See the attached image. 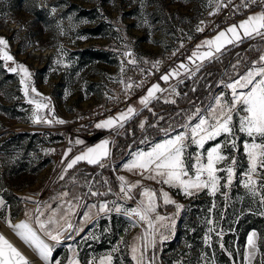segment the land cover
<instances>
[{
  "label": "rangeland",
  "instance_id": "374dc122",
  "mask_svg": "<svg viewBox=\"0 0 264 264\" xmlns=\"http://www.w3.org/2000/svg\"><path fill=\"white\" fill-rule=\"evenodd\" d=\"M212 1L0 0V38L8 42L7 50L15 61L0 60V199L5 202L0 208V230L34 264L45 262L15 235L6 221L10 220L12 225L32 221L34 215L27 216L26 212L34 214L37 204L41 207L51 204L56 208L63 203L58 197L65 191L69 193V200L81 199L75 214L70 216L73 229L64 233L61 243L55 244L52 259L59 264H69L72 260L79 261V264H100L101 259L111 256L112 264H136L131 247L143 243L141 237L146 225L135 218L130 219L127 210L137 207L143 199L140 193L145 187L157 191L158 197L161 189L167 191L175 201V204L167 205L162 200L159 202L158 213L170 217L171 221L162 222L168 227L157 226L167 239L161 242L157 235L155 248L149 247L144 253L146 261L151 264H246L247 238L256 232L261 247L253 264H261L264 258V205L260 203L259 192L254 196L243 185L249 162L242 145L250 142V138L235 128L239 151L228 147L223 149L229 159L234 157L236 160L235 176L232 184L227 186L226 173H218L222 177L221 187L215 195L205 189L185 196L177 188L148 179L140 181L142 185L133 190L132 199H126L119 191V168L128 153L136 147H146L157 138L172 137L184 131L182 125L189 122L197 108L201 113L200 105L207 101L206 96L198 107L195 104L190 109L178 111L183 115L178 122L171 119L175 112L163 113L158 108L159 105L174 104L181 90L191 86L196 65L200 62L189 61L190 53L197 47L186 48L187 42L201 36L205 40L213 39L248 16L264 11L251 9L236 22L197 35L193 25ZM245 39L250 40L242 44ZM175 44L185 49L183 63L180 61L179 64L193 71L185 73L177 63L163 72L158 78L163 91L150 99V103L157 99L158 104L142 105L134 122H126L118 132L98 129L96 124L126 112L130 104L90 124L80 121L76 115L78 109L99 106L114 91L121 62L133 59L136 63L148 62ZM128 52L132 55H126ZM261 55H264V37L259 35L244 37L238 45H226L216 53L220 66L226 67L231 61V72L250 67ZM17 65L28 68L31 84L42 97H35L31 92L25 97L20 83L21 73L11 71ZM174 69L179 70V77L170 76L167 82L161 79ZM221 81H215L212 90ZM173 88L175 93L170 94L169 90ZM30 98H47L56 119L51 124L44 121L34 123V105L27 102ZM41 114L51 118L48 110ZM191 122L195 123L196 119ZM141 123H144L143 129ZM105 139L110 142L111 155L103 161L104 167L82 161L73 169L65 170L70 159ZM224 139L221 136L206 143L205 149ZM77 140L83 143L77 144ZM188 152L195 153V145L189 147ZM134 173L125 174L129 183L140 180L133 178L137 175ZM61 175H64L63 179ZM90 188L103 194L91 196L88 194ZM103 202H108L109 208L121 206L122 210L99 212L98 206ZM93 204L97 208H92L89 213ZM177 205L181 207L178 209ZM84 214L90 218L82 219ZM210 228L214 231L209 232ZM42 238L50 245L55 243Z\"/></svg>",
  "mask_w": 264,
  "mask_h": 264
},
{
  "label": "snow or ice",
  "instance_id": "6c2138e0",
  "mask_svg": "<svg viewBox=\"0 0 264 264\" xmlns=\"http://www.w3.org/2000/svg\"><path fill=\"white\" fill-rule=\"evenodd\" d=\"M256 2L257 0H247L245 7ZM260 2L264 3V0H260ZM197 30L202 31L203 29L198 28ZM228 34H231V36ZM257 35L264 37V11L248 16L238 25H232L226 31L219 32L213 39L203 41L201 45H197L196 50L188 59L192 63H195L196 59L200 60L201 63L196 65L195 68V71H199L205 60L219 59L216 53H220L224 46L238 45L242 38H254ZM201 47H206L207 50L200 51ZM7 49L8 42L0 38V60L15 62ZM126 55L131 56L132 53L128 52ZM57 62L59 63V61ZM128 62L134 64L135 60ZM180 68L184 69L185 73L193 71L184 64H181ZM11 71L21 73L20 83L23 86L25 97H28L30 92L34 93L35 97H42V94L32 86L31 73L27 67L17 65ZM179 75V70L174 69L171 73L162 75L161 79L167 82L170 76L179 77ZM131 87L132 84L129 83L127 88ZM224 87L230 90L229 99H225L223 93L215 97L205 115H200V109L197 108L194 116L189 117V122L182 125L184 131L154 144L150 151L136 152L131 162L126 163L123 167L129 172L135 171L145 179L167 185L170 188H177L185 196L195 195L205 189L210 194L215 195L221 187L222 177L218 173H226L224 179H226L227 186L232 184L235 176L234 166L236 160L234 157L229 159V154L223 151L226 147L233 151H239L235 139V128L236 131L244 133L250 138V142H245L242 145L249 162L248 171L244 174L246 179L243 185L254 196L259 192L260 203L264 205V55L254 61L243 75L238 74L235 80L225 83ZM160 91L163 90L159 84L153 85L147 91L146 96L140 99V104L148 107L150 99L156 98L155 93ZM169 92L170 94L175 93V89H170ZM27 102L34 105L32 116L34 123L44 121L51 124L56 119L54 110L49 108L50 101L47 98L39 100L30 98ZM171 102L174 103V101ZM45 110H48L51 118L41 114ZM136 114L133 107H128L126 112H121L115 117H109L97 123L96 127L107 130L115 129L118 132ZM234 116L238 117V126L234 124ZM193 119H196L195 123L191 122ZM56 122L64 123L63 120H56ZM140 128H144V123L140 124ZM221 136L225 137L224 141L212 144L205 149L206 143L217 140ZM76 143L82 144L83 141L77 140ZM109 143V140L105 139L95 146L87 147L86 150L68 161L65 170L73 169L82 161L90 165L104 167L103 161H106L111 155ZM192 145L196 147L195 153L188 152L189 147ZM68 153H71V149H68ZM65 159H67V156H65ZM225 161H227V164H225ZM60 178L63 179L64 175H61ZM119 180L121 182L120 193L126 199H132L133 190L140 187L141 182L129 183L123 176L119 177ZM104 183L107 184L108 182L105 180ZM108 191L111 192V188ZM88 194L98 196L103 193L92 191L90 188ZM140 194L143 199L139 201L137 207L128 209L127 215L130 219L135 218L145 224L146 229L145 234L141 237L143 243L132 246L131 252L136 264H151V261L145 260L144 253L149 247L155 248L158 234L161 242L167 239L159 232L157 226L168 227L169 225L162 222L171 221L170 217L158 213L159 202L162 200L163 204L167 205L175 204V201L171 199L167 191L162 189L159 191V197L157 191L146 187L143 188ZM68 197L69 193L67 191L61 193L58 199L63 203L58 204L56 208H52L51 204H46L43 207L37 204L34 214L26 212L27 216L32 217L34 215L32 221H24L15 225H12L10 220L6 221L9 227L13 228L15 235L26 246L36 251L45 264H59L58 261L52 259L53 248L55 244L62 242L65 232L73 229L70 216L75 214V209L79 206L81 198L74 197L73 200H69ZM4 204L5 202L0 199V208ZM180 207V205H177L178 209ZM92 208H97V205H91L88 209L89 213ZM112 210L120 212L122 208L121 206L109 208L108 202L100 203L98 206L99 212H110ZM89 218L90 215L88 214L82 216L84 220ZM133 226L136 225L133 224ZM171 226L174 227V222H171ZM212 231L214 229L210 228L209 232ZM42 236L55 243L50 245ZM68 238L70 239L71 235ZM260 247L257 233L252 232L247 238L249 252L245 258L246 264H253L256 255L260 252ZM112 259L111 256L105 257L100 260V264H112ZM0 264H30V261L4 235L0 234ZM69 264H79V261L72 260ZM261 264H264V258L261 259Z\"/></svg>",
  "mask_w": 264,
  "mask_h": 264
},
{
  "label": "built area",
  "instance_id": "2783aa9c",
  "mask_svg": "<svg viewBox=\"0 0 264 264\" xmlns=\"http://www.w3.org/2000/svg\"><path fill=\"white\" fill-rule=\"evenodd\" d=\"M246 3L247 0H213L203 16L195 21L193 25L194 33L201 35L222 24L236 22L239 16L254 8L264 10V3H261L260 0L248 7H245ZM198 28L203 30L198 31ZM194 41L195 39H190L186 44V48H192ZM184 50V46L182 48V46L178 47L175 44L173 48L153 57L148 62H135L134 64L126 61L121 62L114 91L107 96L103 104L78 109L76 111L77 117L81 122L90 124L93 120L102 118L115 109L127 107L152 82L158 80L163 72L172 68L175 61L183 55ZM129 83L132 84L131 88H127ZM87 133L89 134L91 131Z\"/></svg>",
  "mask_w": 264,
  "mask_h": 264
},
{
  "label": "trees",
  "instance_id": "16d2710c",
  "mask_svg": "<svg viewBox=\"0 0 264 264\" xmlns=\"http://www.w3.org/2000/svg\"><path fill=\"white\" fill-rule=\"evenodd\" d=\"M249 40L250 39H245L241 42L243 44ZM182 60H183V56H181L180 58H178L175 61L174 66L177 65V63L179 64V62ZM181 63H183V61ZM181 63L179 64V66L181 65ZM230 63H231V61H229V63L226 65V67H224L225 65L220 66V62L216 58H213L211 61H208V60L205 61L203 63V67H201L199 69V71L195 72V74L193 76L194 79L192 80L191 86H187L186 89L183 88L181 90V94L176 97V102L174 104L165 105L164 107L159 105L158 108L163 113L167 112V111L175 112V113H172L173 118H171V119H175L176 122L181 121L183 115L178 111L183 110V109H187V108L190 109L195 104L203 103L205 97L214 88V86H215L214 82L215 81L220 80V79H226V78L231 79V78L235 77L243 69V68H241V69L234 70L231 72V70H233V69L230 67ZM156 103L157 104L159 103L157 99L152 100L150 105L153 106ZM135 118H136V115H133L132 118L127 121V123L134 122ZM211 142L212 141H209V143H211Z\"/></svg>",
  "mask_w": 264,
  "mask_h": 264
},
{
  "label": "crops",
  "instance_id": "0c3cea01",
  "mask_svg": "<svg viewBox=\"0 0 264 264\" xmlns=\"http://www.w3.org/2000/svg\"><path fill=\"white\" fill-rule=\"evenodd\" d=\"M207 40V39H206ZM203 41H205V39L203 38V36H201L200 38H197L195 41H194V46H193V48L194 47H197V45H201L202 44V42ZM196 50V49H195ZM194 49L192 50V52L190 53L191 55H190V57L192 56V53H193V51H195ZM207 49H206V47H201V49H200V51H206ZM196 62H200V60H198V59H196L195 60ZM205 61H207V60H205ZM201 63V62H200ZM199 63V64H200ZM187 64H188V62H187ZM249 69V67H246V68H244L243 70H241L238 74H240V75H243L247 70ZM238 74L235 76V77H233V78H231V79H222V81H221V83L218 85V87L215 89V90H212V91H210L209 93H208V95H207V101H206V103L204 104V105H200V107H202V111H201V113H200V115H205L206 114V112H207V109H208V107H209V105L210 104H212L213 103V100H214V98L215 97H217V96H219V95H221L222 93L224 94V96H225V99H229L230 98V96H229V93H230V90L229 89H227V88H225L224 87V84L225 83H228V82H231L232 80H235L236 78H237V76H238ZM158 80H156V81H154V82H152L146 89H145V91L142 93V94H140L139 96H137L136 98H134L129 104L131 105V107H133L135 110H136V112L139 110V108L142 106L141 104H140V99L142 98V97H144V96H146V94H147V91L149 90V89H151L152 87H153V85H156V84H159V86L162 84L161 83V81L159 80L158 82H157ZM161 86H163V85H161ZM197 107H198V104L196 105ZM234 124H236L237 126H238V117H235L234 116ZM166 138H170V137H166ZM166 138H163V139H161V138H157L155 141H153L152 143H150L149 145H147L146 147H142V148H140V147H136L135 149H132L129 153H128V155H127V157L125 158V160L123 161V163L122 164H120V167L121 168H119L120 170H119V172L121 173V176H123V177H125L126 178V176H125V174H135L134 172L135 171H133V172H129V171H127L123 166L126 164V163H128V162H131V160L133 159V155L136 153V152H139V151H150L151 150V148H152V146L154 145V144H156V143H158V142H162L164 139H166ZM133 178H135V179H140L139 181H141L142 179H145V178H143L142 176H140V175H134V177ZM147 184H153V183H150V182H147ZM142 185V184H141ZM153 186V185H152Z\"/></svg>",
  "mask_w": 264,
  "mask_h": 264
},
{
  "label": "water",
  "instance_id": "95a60500",
  "mask_svg": "<svg viewBox=\"0 0 264 264\" xmlns=\"http://www.w3.org/2000/svg\"><path fill=\"white\" fill-rule=\"evenodd\" d=\"M0 234H2V235H4L1 231H0ZM5 236V235H4ZM5 238H7L6 236H5ZM8 239V238H7ZM9 240V239H8ZM10 241V240H9ZM11 242V241H10ZM12 243V242H11ZM15 247H17L14 243H12ZM18 248V247H17ZM19 249V248H18ZM20 250V249H19ZM21 251V250H20ZM22 252V251H21ZM23 253V252H22ZM24 254V253H23ZM25 255V254H24ZM26 256V255H25ZM26 258L30 261V264H34L27 256H26Z\"/></svg>",
  "mask_w": 264,
  "mask_h": 264
},
{
  "label": "bare ground",
  "instance_id": "6f19581e",
  "mask_svg": "<svg viewBox=\"0 0 264 264\" xmlns=\"http://www.w3.org/2000/svg\"><path fill=\"white\" fill-rule=\"evenodd\" d=\"M1 231V230H0ZM2 232V231H1ZM3 233V232H2ZM4 234V233H3ZM5 235V234H4ZM6 236V235H5ZM7 237V236H6ZM8 238V237H7ZM9 239V238H8ZM10 240V239H9ZM11 241V240H10ZM12 242V241H11ZM13 243V242H12ZM25 254V253H24ZM27 256V255H26ZM29 258V257H28ZM30 259V258H29ZM31 260V259H30ZM32 261V260H31ZM33 262V261H32Z\"/></svg>",
  "mask_w": 264,
  "mask_h": 264
}]
</instances>
